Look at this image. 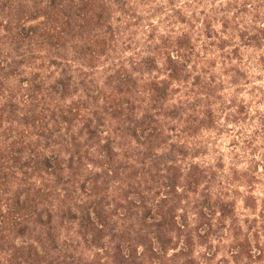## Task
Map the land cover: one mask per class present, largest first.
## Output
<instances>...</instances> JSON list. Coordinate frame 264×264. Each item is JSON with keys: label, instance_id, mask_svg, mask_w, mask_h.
I'll list each match as a JSON object with an SVG mask.
<instances>
[{"label": "trees", "instance_id": "trees-1", "mask_svg": "<svg viewBox=\"0 0 264 264\" xmlns=\"http://www.w3.org/2000/svg\"><path fill=\"white\" fill-rule=\"evenodd\" d=\"M166 4L0 0V264H264V0Z\"/></svg>", "mask_w": 264, "mask_h": 264}, {"label": "rangeland", "instance_id": "rangeland-1", "mask_svg": "<svg viewBox=\"0 0 264 264\" xmlns=\"http://www.w3.org/2000/svg\"><path fill=\"white\" fill-rule=\"evenodd\" d=\"M192 1L193 0H174V4L175 6H181L186 3H191ZM155 3L162 4L165 7H168V5L166 4V0H155ZM139 9L142 11L143 8L140 6ZM153 21L155 22L156 19H153ZM144 23H147V22H144ZM145 30L146 29H137L136 39H140L141 37H143L144 36L143 31ZM227 147H228V138L224 137L222 140L219 141V148L226 153ZM226 158H228V156H226ZM239 211H241V209H239Z\"/></svg>", "mask_w": 264, "mask_h": 264}]
</instances>
